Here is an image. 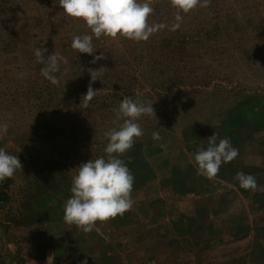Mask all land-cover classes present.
<instances>
[{
	"label": "rangeland",
	"instance_id": "1",
	"mask_svg": "<svg viewBox=\"0 0 264 264\" xmlns=\"http://www.w3.org/2000/svg\"><path fill=\"white\" fill-rule=\"evenodd\" d=\"M150 3L148 22L166 27L145 42L93 37L106 56L93 64L71 47L90 29L59 0H0V148L23 165L0 182V264H264V0H210L176 30L171 0ZM41 47L64 58L58 85L40 74ZM100 67L84 109L88 69ZM125 96L155 112L120 156L134 204L85 233L65 223L63 205L75 168L106 155ZM214 133L239 154L207 178L194 154ZM241 171L255 190L239 186Z\"/></svg>",
	"mask_w": 264,
	"mask_h": 264
},
{
	"label": "clouds",
	"instance_id": "2",
	"mask_svg": "<svg viewBox=\"0 0 264 264\" xmlns=\"http://www.w3.org/2000/svg\"><path fill=\"white\" fill-rule=\"evenodd\" d=\"M171 4L177 10L175 23L172 25V30H176L180 27L183 14L197 6L207 8L210 0H171ZM59 7L66 16L81 20L90 29V35L74 37L71 47L79 54L91 56L93 64L106 59L103 52L96 55L93 37L99 39L102 36L109 38L119 36L136 42H145L166 27L164 24L148 22L154 11L150 0H59ZM47 52L44 47L34 51L37 62L43 65L40 74L52 85H58L60 81L56 74L60 71V64L64 58L59 54ZM102 68L105 67L88 69L89 87L79 104L84 109L89 107L96 92L99 91L94 90L91 85L100 80ZM115 114L116 119L123 120V124L118 129H110L104 133L108 140L104 149L106 155L90 159L75 168L78 171L72 177L71 195L63 205L65 223L73 224L85 233H90L98 221L104 222L123 216L134 204L131 192L135 178L120 156L132 149L135 139L143 135L137 121L144 115H155L153 103L125 96ZM8 131L9 125L0 122V135L7 134ZM152 139L154 142L162 139L158 130L153 132ZM207 141V148L198 150L194 154V161L198 175L213 178L218 174L222 164L231 162L238 156L239 150L232 146L228 138L219 139L217 142L215 133ZM159 146L166 148L164 144ZM22 167L17 155L9 154L0 148V182L11 178L16 170H22ZM234 179L243 189L257 188L256 178L251 174L237 172ZM82 264H87V260Z\"/></svg>",
	"mask_w": 264,
	"mask_h": 264
}]
</instances>
